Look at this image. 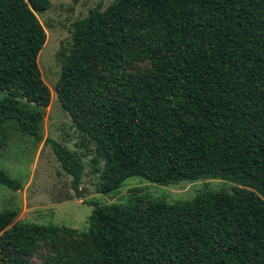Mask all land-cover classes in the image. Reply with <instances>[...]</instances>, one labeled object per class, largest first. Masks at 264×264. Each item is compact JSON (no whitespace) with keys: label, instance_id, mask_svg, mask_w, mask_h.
<instances>
[{"label":"trees","instance_id":"obj_1","mask_svg":"<svg viewBox=\"0 0 264 264\" xmlns=\"http://www.w3.org/2000/svg\"><path fill=\"white\" fill-rule=\"evenodd\" d=\"M48 0H0V132L39 140ZM143 61L141 74L128 67ZM54 94L93 143L94 190L219 178L189 200L93 204L85 231L0 211V264H264V0H114L71 24ZM75 190L80 155L45 139ZM1 147V139H0ZM100 161V166L95 165ZM0 184L19 181L0 169ZM45 252L38 263L35 252Z\"/></svg>","mask_w":264,"mask_h":264},{"label":"rangeland","instance_id":"obj_2","mask_svg":"<svg viewBox=\"0 0 264 264\" xmlns=\"http://www.w3.org/2000/svg\"><path fill=\"white\" fill-rule=\"evenodd\" d=\"M114 0H48V8L36 12L45 40L39 50L36 63L43 82L49 89L50 101L43 108L44 115L39 124L40 139L22 133L13 120H6L0 132V169L19 181V188L12 190L0 184V211L15 209L16 218L24 222H35L66 226L76 231H85L93 204L118 203L127 205L135 201L147 203L161 199L166 202L189 200L205 190L230 191L233 183L219 178L181 180L169 184H158L138 176L126 177L116 190L101 193L94 190L97 173L91 158L93 143L76 130L63 111L54 94L60 60L67 54L71 43V24L84 17L88 10L100 3L105 8ZM146 67L143 61H134L128 67L133 74H141ZM4 95L0 91V98ZM45 139L58 142L80 155L81 180L75 196L71 177L59 166L50 145ZM100 166V161L95 164ZM45 252H35L30 260L38 263Z\"/></svg>","mask_w":264,"mask_h":264},{"label":"water","instance_id":"obj_3","mask_svg":"<svg viewBox=\"0 0 264 264\" xmlns=\"http://www.w3.org/2000/svg\"><path fill=\"white\" fill-rule=\"evenodd\" d=\"M74 191H75V196H79L80 198L83 197L82 193H79V192L77 191V189H75Z\"/></svg>","mask_w":264,"mask_h":264}]
</instances>
